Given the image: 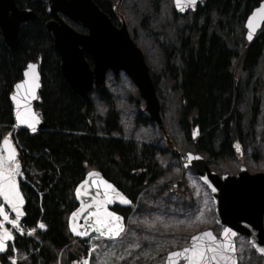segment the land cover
I'll return each mask as SVG.
<instances>
[{
	"label": "trees",
	"instance_id": "obj_1",
	"mask_svg": "<svg viewBox=\"0 0 264 264\" xmlns=\"http://www.w3.org/2000/svg\"><path fill=\"white\" fill-rule=\"evenodd\" d=\"M93 1L116 20L113 0ZM262 1L209 0L195 13L173 15L171 20L183 22L175 25L179 34L176 42L170 43L171 51H162L164 65L160 72L163 70L164 81L177 97L176 115L185 144L206 157L211 166L235 157V145H244L245 131L248 143L255 142L261 99L248 82L264 55V29L250 44L243 32L248 16ZM16 4L21 10H32L39 19L21 27L15 53H9L0 38V146L13 131L10 94L30 62L41 63L42 104L37 108L48 128L34 137L25 129L12 134L26 199L22 226L24 231L34 232L30 236L16 234L14 244L0 261L7 264V258L14 257L17 264H81V256L89 254L88 241L72 238L68 219L78 207L74 193L86 174L91 170L101 172L137 205L164 176L162 163L158 154L134 135L135 130L123 123L126 99L118 90L119 83L125 82L123 77L109 72L106 92L94 89L90 102L84 103L62 77L60 57L45 28L49 20L47 0H16ZM164 32L154 36L161 48ZM87 60L92 64L89 57ZM152 71L158 88V78ZM236 76L246 80L242 88ZM125 79L135 91L131 81ZM251 91L254 95L249 101ZM138 121L139 127L147 125L143 118ZM196 127L198 138L192 141ZM177 186L171 189L175 191ZM171 194L168 191L167 196ZM113 210L127 220L131 217L132 209ZM164 260L165 256L153 264Z\"/></svg>",
	"mask_w": 264,
	"mask_h": 264
},
{
	"label": "water",
	"instance_id": "obj_2",
	"mask_svg": "<svg viewBox=\"0 0 264 264\" xmlns=\"http://www.w3.org/2000/svg\"><path fill=\"white\" fill-rule=\"evenodd\" d=\"M173 1L175 12L185 15L189 10L196 11L199 6L204 7L209 0H196L194 5L190 3V0H181V7L177 6V0ZM262 6H264V0L253 10L245 22V39L248 43H252L264 27V15L258 12V9ZM47 15L51 19L46 23L45 28L53 40L55 51L60 57L62 77L74 94L79 96L84 103H89L90 94L94 87L101 93L106 92V77L109 71L115 76L124 73L130 78L137 89L133 95L136 107L147 113V119L152 125L156 124L159 130L165 131V125L160 115V101L150 76L149 67L145 61L143 52L131 39L125 23H123L121 28L115 27L109 15L102 12L93 0H48ZM38 19V16L32 10L19 9L16 0H0V38L9 53H15L18 49L21 27L27 26ZM249 19L253 23L251 29L248 27ZM69 22L80 27L84 33L78 32ZM250 31L251 39L248 38ZM87 57L92 58V67L88 63ZM30 64L35 65L34 70L29 69L28 66ZM40 67V62L28 63L23 72L22 80L14 85L10 94L13 110V131L25 129L31 137L38 135L40 131L48 128L42 112L37 109L42 104ZM33 71L38 74L39 86L34 89V96L25 101L27 89L33 80ZM25 72L28 73L27 76H25ZM17 84L24 86L18 89L16 87ZM13 96L16 97L15 100ZM143 101L146 104L145 108L143 107ZM18 111L28 123L17 120ZM33 115L38 117V120H33ZM29 123H34L35 131H32L28 126ZM5 138L11 140L16 150V159L18 161V151L11 135ZM3 141L0 149L3 148ZM188 154L181 158L182 165L207 186L214 204L216 225L221 227L219 237L212 230L199 232L192 237L200 236L202 233L210 231L217 238L218 242H223V229L230 228L237 233L235 237H232L235 245L234 256L237 264L236 239L241 236L248 239L259 255L264 256V253L259 251V249L264 248V173L251 174L245 167H242L237 175H223L221 177L211 171L205 158L191 153L193 157H199V159L188 161ZM89 173H97L98 175L89 176ZM89 173L75 190L74 195L78 207L73 213H78V215L74 217L72 213L69 216V232L75 239H86L92 235H97L105 240H117L125 232L126 219L123 215L113 211L112 208L114 206L129 208L132 203L124 204L113 194L111 202L107 203L105 207L109 212H113L122 218L124 231L116 238L110 239L109 237L101 236L95 230L97 227L95 224L96 218L91 215L93 211H96V206L92 204L97 192L93 181L106 179L99 171H91ZM202 177H207V180L217 191L212 192L211 187L204 182ZM85 181L88 183L84 187H81ZM16 182L24 200V203L21 205L23 214L17 221L20 227V223L23 222L26 216V199L22 193L19 181ZM107 182L110 183L109 181ZM113 187L118 193L123 194L115 185ZM78 188L80 189V195L77 194ZM99 191L103 193L104 189L102 186L99 188ZM123 196L125 195L123 194ZM96 198L103 199V196L101 195ZM0 201L15 219L16 213L12 210L11 206L7 205L3 197H0ZM85 205L92 206L86 207ZM11 226L14 227V225ZM73 227L79 232H87V235H77L73 232ZM2 231L3 228H0V232ZM12 237V239L4 241L6 247L3 251H0V256L8 252L9 244L13 243L15 239L13 234ZM192 237L185 248H190L193 244ZM183 249L174 252H179ZM169 255L170 253L163 264H168ZM178 264H187V261L181 257L178 260Z\"/></svg>",
	"mask_w": 264,
	"mask_h": 264
},
{
	"label": "rangeland",
	"instance_id": "obj_3",
	"mask_svg": "<svg viewBox=\"0 0 264 264\" xmlns=\"http://www.w3.org/2000/svg\"><path fill=\"white\" fill-rule=\"evenodd\" d=\"M118 3L119 0H113L112 5L116 6ZM120 12L127 21L132 39L143 52L151 71H154L152 74L158 78L157 95L164 104L162 117L170 136L181 151L185 152L190 145L185 144L177 120V97L170 85L164 81L163 70L160 72L164 65L163 52L165 49L171 51L170 43H175L178 38L176 35L179 34L175 25H182L183 20L171 21L174 15L172 0H123ZM164 24L168 25L167 29L163 28ZM163 30L166 34L161 39L164 42V47L161 48L154 40V36L158 31L162 33ZM243 33L245 37V30ZM239 75L245 77L242 73ZM118 77H123L125 80V82L121 81L118 86L119 93L126 99L123 105L125 109L123 123L126 127L135 130L134 135L140 136L139 141L142 143L158 141L157 143L162 144L161 135L155 128L148 124L139 127L138 119L145 118V114L139 115L135 108L132 100L134 91L125 79L126 76L121 74ZM236 80L241 88L246 81L239 76H236ZM248 84L250 89L258 91L261 99L260 115L254 134L255 142H253L254 144L248 143L247 131H245L244 145L241 148L242 155L237 153L232 160L211 166V169L220 175H236L241 166H245L252 174L264 173V55L249 77ZM253 95L254 93L251 91L247 100L251 101ZM247 123L248 119L245 118L246 130ZM163 165L164 176L132 208L131 217L126 223V231L121 238L104 247L103 242H100L99 239L90 240L88 242L91 248L90 252L87 257L81 256V264H85V261L87 264H153L169 252L174 251V248L179 250L186 247L187 244L184 243L196 233L212 230L217 237L220 236L221 229L215 224L212 199L205 185L185 171L179 161L170 154L166 155ZM21 176L20 169L15 178L19 180ZM175 185L178 186L173 191L171 187ZM168 191H172L170 196H167ZM0 206L2 205L0 204ZM116 244L128 248L126 253L130 255L131 252V255L115 258L111 256L107 259L104 252L113 253V247L109 245ZM183 245L184 247H181ZM236 252L238 264H264V257L254 250L246 237L236 239Z\"/></svg>",
	"mask_w": 264,
	"mask_h": 264
},
{
	"label": "snow or ice",
	"instance_id": "obj_4",
	"mask_svg": "<svg viewBox=\"0 0 264 264\" xmlns=\"http://www.w3.org/2000/svg\"><path fill=\"white\" fill-rule=\"evenodd\" d=\"M196 0H190L191 4H195ZM177 6L181 7V0H177ZM258 12L264 15V6L258 9ZM248 27L251 29L253 27L252 20L249 19ZM249 39H251V31L249 32ZM29 69H35V65H29ZM28 73L25 72V76ZM24 85L17 84V88H21ZM38 74L33 71V80L30 86L27 89V96L25 97V101L34 96V89L38 87ZM15 100L16 97L13 96ZM33 120H38V117L33 115ZM17 120L28 123L27 120L21 116L20 112H17ZM28 126L35 131L34 123H29ZM238 147V146H237ZM6 153V155H5ZM17 153L15 148L13 147L11 140L9 138H5L3 141V148L0 149V197H3V200L10 205L12 210L16 213V218L14 220L9 221L14 226L19 227L17 221L20 216L23 214L21 211V205L24 203L23 197L19 191L18 184L16 182V175L19 174L20 165L16 159ZM188 161L193 159H199V157H193L191 153L187 156ZM98 175L97 173H89V176ZM204 182L211 187L212 192H216L217 189L211 185V183L207 180V177H202ZM88 182L85 181L81 187H84ZM93 184L97 188L96 197L103 196V199L93 198L92 204L96 206V211H93L91 215L95 217V224L97 225L96 231L100 233L101 236H106L111 238H116L121 235L124 231V225L122 223V218L117 216L113 212H109L105 205L110 203L113 194L124 204H131L132 202L128 200L123 194L118 193L112 184L108 183L106 180L100 179L99 181H93ZM103 187L104 191L101 193L99 191L100 187ZM77 194L80 195V189H77ZM87 194V193H85ZM86 207H91L92 205H85ZM78 213H73L75 217ZM0 216L3 217L5 221H8V215L4 210L3 206H0ZM2 224H0V228H2ZM41 228H44L45 225L40 224ZM73 232L77 235L85 236L87 232H79L75 227H73ZM224 240L223 242H218L217 238L213 235L212 232H204L200 236L192 237L193 244L190 248H184L179 252H172L168 256V264H178L179 258L183 257L187 264H237V260L234 256L235 253V245L232 241V237L237 235L236 232L232 231L230 228L223 229ZM12 234L7 230L3 229L0 232V251H3L6 247L4 241L12 239ZM261 253H264V248L259 249ZM87 264V261H85Z\"/></svg>",
	"mask_w": 264,
	"mask_h": 264
},
{
	"label": "flooded vegetation",
	"instance_id": "obj_5",
	"mask_svg": "<svg viewBox=\"0 0 264 264\" xmlns=\"http://www.w3.org/2000/svg\"><path fill=\"white\" fill-rule=\"evenodd\" d=\"M113 15H114V17L116 19V20H113L112 19V21L115 23V26H117L118 28L122 27L123 23L125 22L124 21V17L122 15H116L115 13H113ZM155 88L157 90V87L156 86H155ZM140 113L142 114L144 112H140ZM143 119H146V118H143ZM164 124H165V127L166 128H165V131L163 132V131L159 130V127L157 125H151V124L148 123L149 126L155 128L157 130V132L161 135V139L160 140H161V143L162 144L157 143L158 141H148V142L142 143V144H146L149 147V150L153 154L154 153L155 154H158L157 155V158H159L160 161H161L160 163H162V168H163L162 171H163V173H165V168H164V165H163V160L165 159V157H166L167 154H170L172 157L176 158L179 161L180 158L187 152V151L182 152L181 149L179 148V146H177V144L175 143L174 140H173V143L171 142L170 132H169V130L167 128V125H166L165 121H164ZM242 147H243V145L242 144H239L238 147H237V150L238 151H242L241 150ZM191 152L193 154H199L195 150H193ZM5 212L7 213L9 219H8V221H5L3 219V217L0 216V222L2 223V226L5 227L6 229L10 230L14 235L19 234V232H20L19 230L22 228V224L20 225V228L19 227H16V226H14V227L10 226V225H13V224L10 223L9 221L14 220V219L9 214V212L7 210H5Z\"/></svg>",
	"mask_w": 264,
	"mask_h": 264
},
{
	"label": "bare ground",
	"instance_id": "obj_6",
	"mask_svg": "<svg viewBox=\"0 0 264 264\" xmlns=\"http://www.w3.org/2000/svg\"><path fill=\"white\" fill-rule=\"evenodd\" d=\"M17 176V175H16ZM16 179V178H15Z\"/></svg>",
	"mask_w": 264,
	"mask_h": 264
}]
</instances>
